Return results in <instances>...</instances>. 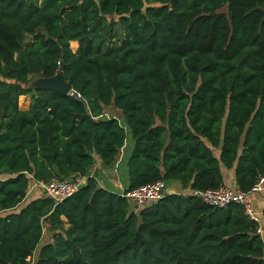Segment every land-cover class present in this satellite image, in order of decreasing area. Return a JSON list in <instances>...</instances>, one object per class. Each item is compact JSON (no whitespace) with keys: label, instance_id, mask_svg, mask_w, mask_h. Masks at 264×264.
Returning a JSON list of instances; mask_svg holds the SVG:
<instances>
[{"label":"trees","instance_id":"obj_1","mask_svg":"<svg viewBox=\"0 0 264 264\" xmlns=\"http://www.w3.org/2000/svg\"><path fill=\"white\" fill-rule=\"evenodd\" d=\"M61 67L69 93L28 86ZM110 108L133 138L126 190L212 189L233 170L249 192L264 177V0H0V264H264L237 203L135 207L98 186L90 169L126 139ZM52 177L83 181L24 202Z\"/></svg>","mask_w":264,"mask_h":264},{"label":"built area","instance_id":"obj_2","mask_svg":"<svg viewBox=\"0 0 264 264\" xmlns=\"http://www.w3.org/2000/svg\"><path fill=\"white\" fill-rule=\"evenodd\" d=\"M81 183L82 181L75 182L59 177H52L46 182L34 183L30 189L38 187L46 196L52 198L55 202H60L71 196ZM263 185L264 177H260L249 192H245L233 185L221 184L216 188L206 190L188 189L187 193L210 206L225 207L230 203L241 205L245 215L257 223L256 231L262 236L264 230L261 227L260 213L253 208L250 194L262 191ZM164 194L165 181L158 180L144 186L125 190L120 195L135 207H142L157 201Z\"/></svg>","mask_w":264,"mask_h":264},{"label":"crops","instance_id":"obj_3","mask_svg":"<svg viewBox=\"0 0 264 264\" xmlns=\"http://www.w3.org/2000/svg\"><path fill=\"white\" fill-rule=\"evenodd\" d=\"M70 47L73 51H76L78 47V42L71 41ZM110 114L112 116H117L120 123L124 127L126 134L125 143L120 148L117 156L115 157L111 165L102 166L99 160L97 159L94 163V166L90 169L88 175L94 177L98 186H100L101 188H104L117 194H121L129 186L127 163L133 149V138L130 129L125 125V121L120 116V114L116 112L113 108H110L106 111L105 117H108ZM224 175L225 183L228 185H234L233 170H226L224 172ZM80 181H83V179ZM187 191L188 189H184L180 181L178 180H170L165 182V193H187ZM41 194V190H39L38 187H33L27 192L24 202ZM250 200L252 202L253 208L260 213L261 227L264 230V220L262 216V210L264 205V185L262 191L250 194ZM261 237L264 243V232ZM43 242L44 241L42 240V243Z\"/></svg>","mask_w":264,"mask_h":264},{"label":"water","instance_id":"obj_4","mask_svg":"<svg viewBox=\"0 0 264 264\" xmlns=\"http://www.w3.org/2000/svg\"><path fill=\"white\" fill-rule=\"evenodd\" d=\"M174 0H170L173 3ZM28 86L32 89H48L57 91L61 94H67L71 90L69 82L65 81L62 73V67L52 77L37 76L29 82Z\"/></svg>","mask_w":264,"mask_h":264},{"label":"rangeland","instance_id":"obj_5","mask_svg":"<svg viewBox=\"0 0 264 264\" xmlns=\"http://www.w3.org/2000/svg\"><path fill=\"white\" fill-rule=\"evenodd\" d=\"M222 12H224V13H226L227 12V7H226V5L225 6H223L221 9H220ZM114 33H115V38H114V40H112V42L111 43H113L114 45H119V42H120V36H121V33H120V28H119V26H114ZM110 43V44H111ZM32 81V80H31ZM51 239V233L50 232H48L47 230H45L44 232H43V241L44 242H46V241H49Z\"/></svg>","mask_w":264,"mask_h":264}]
</instances>
